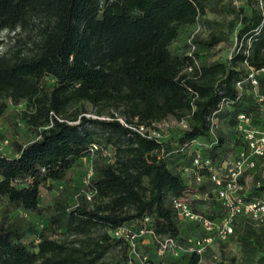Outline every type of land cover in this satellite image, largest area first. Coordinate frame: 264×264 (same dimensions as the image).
<instances>
[{
  "label": "trees",
  "instance_id": "16d2710c",
  "mask_svg": "<svg viewBox=\"0 0 264 264\" xmlns=\"http://www.w3.org/2000/svg\"><path fill=\"white\" fill-rule=\"evenodd\" d=\"M209 1L0 0V142L12 144L10 153L0 148V264H99L116 251L128 264V243L111 230L137 228L146 215L155 231L186 245L205 231L177 214L175 196L221 219L209 167L245 145L239 113L264 129V108L247 79L253 67L264 92V9L258 0L229 7L238 48L215 59L223 31L192 35L185 49L174 45ZM87 103L96 116L87 115ZM172 115L188 128H169L167 139L120 120L150 127ZM198 155L210 161L199 169L201 182L183 171ZM235 228L231 237L244 253L264 261V227L239 218ZM146 244L157 252L151 238ZM200 258L192 250L148 261L203 264ZM218 264H232L224 251Z\"/></svg>",
  "mask_w": 264,
  "mask_h": 264
},
{
  "label": "built area",
  "instance_id": "2783aa9c",
  "mask_svg": "<svg viewBox=\"0 0 264 264\" xmlns=\"http://www.w3.org/2000/svg\"><path fill=\"white\" fill-rule=\"evenodd\" d=\"M194 48V45H191ZM194 63L199 65L195 58ZM191 65L187 70H192ZM257 70L250 68L247 79L252 85L253 91L257 94L258 103L264 108V92L258 90L259 80L256 76ZM242 82L238 81L237 86L242 88ZM124 125H128L142 135L148 137L160 138L162 129L173 127L168 118L153 122L152 126L132 125L120 118ZM212 129L216 125L217 117L211 116ZM178 125L188 128L184 119H176ZM237 128L240 137L245 141L230 157L222 160L219 166H210L208 178L215 184L217 197L222 201L224 215L219 220L205 217L203 214L196 212L191 201L186 196H175L172 198L173 206L177 209V214L182 219H194L200 222L205 233L201 235H191L187 238L186 245L177 237L172 235L158 233L148 224L150 216L146 215L141 220V224L134 228L133 225H120L111 230L115 236L123 237L129 247L131 258L128 264H151L148 256L141 252L140 241L149 236L156 246L158 255L172 254L177 256L183 251H196L200 255V260L204 264V253L212 245L215 239L227 241L235 233V222L239 218L248 219L255 227H264V161L259 165L258 158L264 157V129L254 125L251 122V116L246 113H239L237 117ZM8 139H3L1 144H7ZM1 148V146H0ZM98 149L97 144H93L92 151ZM107 152V151H105ZM209 160L202 161L195 156L192 165L184 167V173L192 172L197 182L204 179V175L199 169L209 165ZM91 174V168H89ZM191 173V174H192ZM90 197V195H88ZM140 238H143L140 240Z\"/></svg>",
  "mask_w": 264,
  "mask_h": 264
},
{
  "label": "rangeland",
  "instance_id": "374dc122",
  "mask_svg": "<svg viewBox=\"0 0 264 264\" xmlns=\"http://www.w3.org/2000/svg\"><path fill=\"white\" fill-rule=\"evenodd\" d=\"M258 1L261 7L264 9V0ZM249 2V0H210L207 11L201 17L199 23L186 28L185 31L182 32L181 37L175 42L174 45H177L181 49H185L184 45L186 42H188L189 38L192 35L199 34L202 36H208L211 31H223L227 35V39L216 44L213 50V58H229L231 56V53L238 48V42H236L235 38L236 32H231V30L229 31L228 28L230 20L234 18L233 13L229 12V7L235 6L238 9L242 5L248 6ZM3 34L6 35V30L3 31ZM23 104L24 103H21L20 105H11L10 108L19 110L21 109ZM85 107L87 108V115L96 116L91 104L87 103L85 104ZM168 120L170 124L173 125L172 128L177 130L178 126L180 125L177 124L176 117L172 115L168 118ZM220 126H222L224 130H228L224 124L221 123ZM19 129L24 135H26V129H24L22 126ZM171 133L172 132L170 131V129L163 128L161 138L167 139L170 137ZM28 135L26 136V140L29 138H33L32 134L29 133ZM0 145L1 150L4 153H10L12 151V144H10L9 142H7V144H1L0 142ZM195 146L198 145L194 144L192 148H194ZM89 163L90 160L87 159V164ZM82 182V186L86 188L87 179H82ZM183 220L186 221V219ZM238 227H240V225H238ZM149 242L150 238L148 236H146L143 241L139 242V245L141 246V252L155 260L160 259L162 256L158 255V253L155 252L152 246H148V244H146ZM222 251H224L225 256L231 260L232 264H264V261H261L257 258H249L244 253L241 243H239L238 240H235L232 237L229 238V240L225 241L224 244L215 239L212 242V247L209 251V255L204 258V264H218L219 257ZM118 259H120V255L117 251L110 252L103 260H101V262H99V264H123V262L120 260L118 261Z\"/></svg>",
  "mask_w": 264,
  "mask_h": 264
}]
</instances>
